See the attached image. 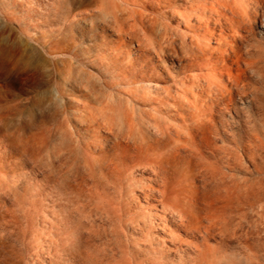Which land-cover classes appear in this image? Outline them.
I'll use <instances>...</instances> for the list:
<instances>
[{
	"label": "rangeland",
	"instance_id": "1",
	"mask_svg": "<svg viewBox=\"0 0 264 264\" xmlns=\"http://www.w3.org/2000/svg\"><path fill=\"white\" fill-rule=\"evenodd\" d=\"M242 2L232 40L209 0H0V264H264Z\"/></svg>",
	"mask_w": 264,
	"mask_h": 264
},
{
	"label": "bare ground",
	"instance_id": "2",
	"mask_svg": "<svg viewBox=\"0 0 264 264\" xmlns=\"http://www.w3.org/2000/svg\"><path fill=\"white\" fill-rule=\"evenodd\" d=\"M213 2L216 3L217 8L212 5ZM235 2H237V4ZM238 6H239V8H240V6H242V8H243L242 12H239ZM222 8L224 10H226V11H229V13L231 15H237V14H240V13L242 14L243 13L242 16H245V18L243 20L242 16H241V18L239 20V23H241L243 21L242 23H244L245 25H250L253 22V20L255 18V15H256V13H254L253 16L248 14V7H247V5L245 3L242 2V0H234V1H231V0H209V10H210V13L214 14V24L218 27L219 30H222L223 27H222L221 22L224 21V23L229 28V31L233 32V35L231 36L232 40L234 39V33L237 32V26L233 25V20L230 17H228L224 13V11H222ZM201 10L203 11V9H201ZM203 23H204V25L206 24V22H204V21H203ZM205 30L206 29H204V31ZM206 32L208 34H210L209 30H206ZM205 39H206V36L203 35V40L205 41ZM218 41H221V39H219ZM222 45L226 46L227 42L224 41L222 43ZM203 57H204L205 62L209 60L208 57H207V54H203ZM222 62H224V61H222ZM214 65H215V69L211 68L210 69V73H213V75L216 78H218V81H219L220 80V75H219V73H216V70H217L218 67H217L216 63ZM208 88H209V90L211 89V85L210 84H208ZM214 89H216L218 91V93H219V91L222 92L223 90H225V86L222 85V84H218L216 82L214 84ZM207 92H209V91H207ZM210 92H212V91H210Z\"/></svg>",
	"mask_w": 264,
	"mask_h": 264
}]
</instances>
